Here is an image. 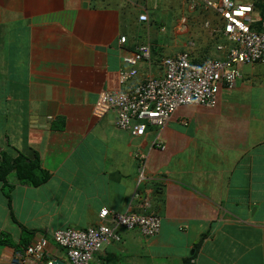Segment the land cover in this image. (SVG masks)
<instances>
[{
	"label": "crops",
	"instance_id": "crops-1",
	"mask_svg": "<svg viewBox=\"0 0 264 264\" xmlns=\"http://www.w3.org/2000/svg\"><path fill=\"white\" fill-rule=\"evenodd\" d=\"M185 11L172 0H0V161L23 154L49 174L39 185L14 172L7 185L0 179V264L17 253L19 264L65 263L52 231L96 225L104 207L144 212L146 199L159 233L119 228L90 264H264V99L255 87L241 79L220 90L217 106H181L142 136L115 125L113 111L94 115L101 92L121 89L138 45L151 56L130 84L162 74L161 59L188 48L178 32ZM41 238L43 257L28 256Z\"/></svg>",
	"mask_w": 264,
	"mask_h": 264
},
{
	"label": "built area",
	"instance_id": "built-area-1",
	"mask_svg": "<svg viewBox=\"0 0 264 264\" xmlns=\"http://www.w3.org/2000/svg\"><path fill=\"white\" fill-rule=\"evenodd\" d=\"M189 9L198 13L210 11L214 15L216 21L211 23L208 19L204 26L212 38L220 39L213 45L216 55L195 60L189 50L179 51L161 59L162 74L130 84L138 73V63L151 56L148 44L138 45L125 60L130 68L119 71L121 89L99 94L94 105L95 116L113 111L115 125L134 136H142L149 128L165 126L181 106H217L220 90L236 87L243 77L244 65L264 64V18L254 2L192 0ZM138 19L147 21L148 16L140 13ZM124 41L125 36L120 37V42ZM193 44L192 40L187 41L188 47ZM143 209L144 212H116L104 207L99 212L101 221L96 225L52 231L53 241L65 251L64 264H90L103 244L120 240L119 228L138 229L146 237L158 234L161 220L147 199ZM47 243L46 238H41L28 245L25 252L41 259ZM20 259L17 253L11 264H19ZM53 259H47L46 264H53Z\"/></svg>",
	"mask_w": 264,
	"mask_h": 264
},
{
	"label": "rangeland",
	"instance_id": "rangeland-1",
	"mask_svg": "<svg viewBox=\"0 0 264 264\" xmlns=\"http://www.w3.org/2000/svg\"><path fill=\"white\" fill-rule=\"evenodd\" d=\"M175 2L177 6L181 5L182 2L186 5V10L184 13L185 22L179 21L178 25L180 28L181 34H185L186 37L182 40L184 42H187L188 40H192L194 42L193 46L188 47L187 50H189L191 56L195 60H203L207 57L214 56L216 54L212 53L213 45L215 42L220 41L212 38L209 35V30L204 26V22L208 19L212 22H215L214 15L210 12L203 11V8H201V11L195 12L190 8V4L192 0H172V2ZM239 1H245V2H254L259 9L261 13V17L264 18V0H239ZM201 6V5H200ZM198 9V7H197ZM188 14V15H187ZM182 50V49H181ZM179 51V50H178ZM244 68V69H243ZM242 68L243 77L242 80H245L248 82V84L252 87H255L253 93L258 96L259 100L264 99V64H248ZM241 80V81H242ZM11 176L10 178H12Z\"/></svg>",
	"mask_w": 264,
	"mask_h": 264
},
{
	"label": "trees",
	"instance_id": "trees-1",
	"mask_svg": "<svg viewBox=\"0 0 264 264\" xmlns=\"http://www.w3.org/2000/svg\"><path fill=\"white\" fill-rule=\"evenodd\" d=\"M11 172H14L19 181L28 182L33 185H39L46 181L49 177V174L40 167L38 161L31 160L27 162L23 154H19L17 157H11L3 154L0 161V179L6 185L7 177ZM23 231H25V233L32 234V232L24 228ZM0 243L4 242L0 241Z\"/></svg>",
	"mask_w": 264,
	"mask_h": 264
},
{
	"label": "water",
	"instance_id": "water-1",
	"mask_svg": "<svg viewBox=\"0 0 264 264\" xmlns=\"http://www.w3.org/2000/svg\"><path fill=\"white\" fill-rule=\"evenodd\" d=\"M53 264H64V261L61 259H53Z\"/></svg>",
	"mask_w": 264,
	"mask_h": 264
}]
</instances>
